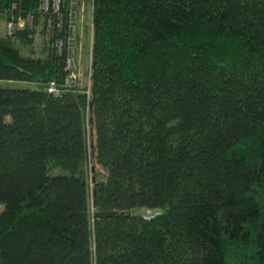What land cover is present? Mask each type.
<instances>
[{"label":"trees","instance_id":"1","mask_svg":"<svg viewBox=\"0 0 264 264\" xmlns=\"http://www.w3.org/2000/svg\"><path fill=\"white\" fill-rule=\"evenodd\" d=\"M48 1L0 0V264H264V0H91L78 89Z\"/></svg>","mask_w":264,"mask_h":264},{"label":"rangeland","instance_id":"2","mask_svg":"<svg viewBox=\"0 0 264 264\" xmlns=\"http://www.w3.org/2000/svg\"><path fill=\"white\" fill-rule=\"evenodd\" d=\"M91 0H69V37L66 42V53L69 62L68 71L75 75V78L70 83V86L81 88L89 86L90 76V52L92 44V5ZM60 6V4H59ZM42 19L39 20L35 27L33 35V43L29 46L20 45L15 42V46L19 47L22 54H31L34 56L41 55V49L44 42L48 38V30L45 34L42 33ZM9 21L5 16L0 14V37L11 34L9 29ZM29 24L32 22L29 21ZM23 23L20 22V26ZM19 27L18 25H15ZM15 28V27H14ZM16 29V28H15ZM18 43V44H17ZM0 88H12V89H38L39 86L34 83L21 82V81H7L0 80ZM3 209V204H0V211ZM147 216L151 213L146 211Z\"/></svg>","mask_w":264,"mask_h":264},{"label":"built area","instance_id":"3","mask_svg":"<svg viewBox=\"0 0 264 264\" xmlns=\"http://www.w3.org/2000/svg\"><path fill=\"white\" fill-rule=\"evenodd\" d=\"M59 4H60V0H52V3H51V6L54 10H58L59 8ZM42 9L43 10H47L48 7L50 6L49 5V1L48 0H42ZM70 15V14H69ZM30 21V20H29ZM14 27H15V24L13 22H10L9 23V29L13 32L14 30ZM70 27V25H69ZM70 39V37H68V40ZM61 47H62V43H59L58 44V49L61 50ZM68 65H69V62H68V59H66V70L68 71ZM75 78V75L70 73L68 71V74L66 75L65 79H64V85H70V83L72 82V80ZM48 92L54 94V95H58L60 94L61 92V89L57 86L56 82L55 81H50L49 84H48Z\"/></svg>","mask_w":264,"mask_h":264},{"label":"water","instance_id":"4","mask_svg":"<svg viewBox=\"0 0 264 264\" xmlns=\"http://www.w3.org/2000/svg\"><path fill=\"white\" fill-rule=\"evenodd\" d=\"M117 215V212L110 211V212H97L94 214L95 217H114Z\"/></svg>","mask_w":264,"mask_h":264}]
</instances>
